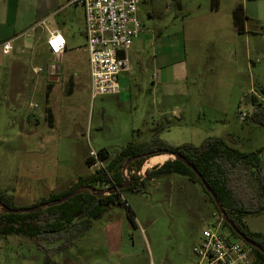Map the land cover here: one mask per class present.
Returning <instances> with one entry per match:
<instances>
[{
    "label": "rangeland",
    "instance_id": "rangeland-1",
    "mask_svg": "<svg viewBox=\"0 0 264 264\" xmlns=\"http://www.w3.org/2000/svg\"><path fill=\"white\" fill-rule=\"evenodd\" d=\"M239 5L244 32L234 21ZM44 17L43 29L18 40L25 50L0 83V193L16 208L46 202L67 191L78 175L96 169L85 161L89 146L97 151L106 147L113 158L129 142L154 137L197 146L208 137H221L240 151L258 150L259 167L251 166L244 185L260 195L264 125L253 116L264 106V0L141 2L137 17L143 40L131 49V70L121 75L122 92L95 97L84 60L83 7L60 0ZM47 29H59L68 42L59 62L65 68L55 87L59 89L53 112L46 98L56 80H50L46 69L54 58L37 38L42 31L46 36ZM163 65L172 66L176 79L158 83ZM63 88L79 89L65 95ZM152 88H169L162 104L153 101ZM174 88L189 90L181 95ZM108 162L102 160L98 167ZM154 166L158 164L142 167L141 176ZM103 187L96 185L110 188ZM260 200L264 206L263 195ZM223 220L199 182L173 173L145 179L139 192H121L120 199L92 218L91 227L81 230L64 251H56L64 238L44 241L41 247L21 234L0 235V264H45L44 247L50 264H198L194 248L209 224L221 222L229 234ZM244 220L251 231L264 232V209L245 214Z\"/></svg>",
    "mask_w": 264,
    "mask_h": 264
},
{
    "label": "trees",
    "instance_id": "trees-1",
    "mask_svg": "<svg viewBox=\"0 0 264 264\" xmlns=\"http://www.w3.org/2000/svg\"><path fill=\"white\" fill-rule=\"evenodd\" d=\"M244 10L241 5L234 10V21L237 29L243 31ZM49 89L47 93L49 94ZM255 121L264 125V106L255 110ZM178 152L185 156L201 173L217 195V201L205 190L199 176L185 163L178 159H167L163 164L154 166L145 172L144 177L138 174L145 161L157 154ZM259 151L243 152L230 146L221 137H208L201 145L183 143L179 145L169 144L158 137L149 141L129 142L121 148L118 154L109 158L110 151L106 148L98 150L99 159H108V164L96 169L87 176H80L78 180L65 192L52 195L44 201L61 198L62 196L76 192L57 205L46 206L36 212L6 213L0 206V235L21 234L37 240L38 246L43 247L44 241L55 242L64 238V242L56 247V251H64L78 237L79 232L91 227L92 218L103 215L114 202V198L120 199L121 192L128 190L139 192L145 184V179H154L161 176L178 173L188 176L193 181L199 182L204 191L209 195L219 213H225L237 227L249 238L259 243L264 248V232L251 231L244 220L245 214L258 213L264 209L260 195L264 196V185L259 182V196L254 190L245 187L251 166L259 167ZM138 156L128 165L129 185L125 189L117 191L113 195H97L93 191H99L97 184L115 188L124 183L123 165L131 157ZM86 161L90 166L95 160L89 155ZM260 178V177H259ZM258 178V179H259ZM0 200L5 205L16 208L5 195L0 193ZM80 214V216H78ZM135 224L134 218L129 215ZM223 224L228 228L229 235L244 242L253 252L256 264H264V251L250 246L238 236L224 219ZM45 250V264L51 263L49 249Z\"/></svg>",
    "mask_w": 264,
    "mask_h": 264
},
{
    "label": "built area",
    "instance_id": "built-area-1",
    "mask_svg": "<svg viewBox=\"0 0 264 264\" xmlns=\"http://www.w3.org/2000/svg\"><path fill=\"white\" fill-rule=\"evenodd\" d=\"M145 0H72L83 7L85 45L88 53L91 97L121 92L119 75L130 69L129 54L142 24L138 6ZM5 53L13 48L10 41L2 44ZM47 46L51 54L60 56L67 49V38L60 30L50 32ZM35 68V71H42ZM98 166V151L89 146V154ZM143 169L138 174L143 173ZM198 264H256L251 248L231 239L221 222L209 224L200 243L194 248Z\"/></svg>",
    "mask_w": 264,
    "mask_h": 264
},
{
    "label": "crops",
    "instance_id": "crops-1",
    "mask_svg": "<svg viewBox=\"0 0 264 264\" xmlns=\"http://www.w3.org/2000/svg\"><path fill=\"white\" fill-rule=\"evenodd\" d=\"M59 1L60 0H0V83L5 76H8L9 74L11 75L10 71L14 69V66L20 59L21 52L25 50L22 43L18 42V40L21 37H30V35H32L31 32L36 31L38 28L43 29V27L46 26L45 25L46 17L43 18V16H46L47 14H49V12L53 10V8L57 7ZM35 20H36V23H35ZM54 30H59V29H47L48 32L46 36L44 35L42 37L41 34L45 33L42 31L37 37L39 40L42 39L43 46H45L47 52L54 58V62L49 63L46 69V72L50 80L51 79L56 80L54 81L55 82L54 88L49 89V94L46 98V107H49L50 110H52V112L54 108L52 106V102L54 101L53 97L55 95V91L59 89L55 87L57 86V83L59 82L61 75L64 74V68H65V67H62L59 64V62L62 60V58L64 57V54L67 52V49H68V42H67V49L64 53H62L60 56H55L51 54L47 46V39L50 35V32ZM246 30L247 28L245 26L243 32ZM140 34H141V31L139 35L134 39L132 48L138 42L143 40V37ZM6 41H10V43L13 46L11 51L7 53L4 52L3 46H2V44ZM85 42H86V39H85ZM85 42L83 43V51L85 52L84 60H85L86 68H87L86 73L88 74V79H89L88 53L84 50ZM129 61H130V54H129ZM170 67L172 68L171 65H163L161 67L160 73L158 76L159 78L158 83H165V82H168V80L170 79L171 80L176 79L177 76L175 75L174 71L170 69ZM70 70L71 71H69L70 73L69 76H72L76 72V66ZM130 70H131V62H130V69L128 71L122 72L119 75L120 85H121V75H126L127 73L130 72ZM124 78L125 76H123V81H124ZM51 84L52 83H50L49 85ZM63 89L62 90L64 91L65 95H68L67 93L73 95L76 92V90H78L79 88H63ZM168 89L169 88H152L151 93L153 96V101H155L156 103H161L162 100H164V97H165L164 95ZM174 89H175V93L181 94V95L187 93L189 90V88H174ZM121 92L119 94H121ZM126 93H128V91H125V94ZM119 94H114V95H119ZM159 94H160V97H159ZM54 120L56 124L57 119L55 118ZM87 155H88V150H86L85 161H86ZM166 155H171V154H168V153L157 154V155L150 157V159L154 157H161V156H166ZM164 162L158 163V165H161ZM152 165H150V167H152ZM147 167L148 166H145L143 167V169H146ZM90 168L98 169L99 167L96 165H92L90 166ZM96 169L89 171V173H87L86 175L93 173ZM80 176L82 175H78L77 177H75V179L71 181V183L68 185L67 189L70 188L78 180Z\"/></svg>",
    "mask_w": 264,
    "mask_h": 264
},
{
    "label": "water",
    "instance_id": "water-1",
    "mask_svg": "<svg viewBox=\"0 0 264 264\" xmlns=\"http://www.w3.org/2000/svg\"><path fill=\"white\" fill-rule=\"evenodd\" d=\"M169 154H171L172 156L175 157V159H178V160L182 161L189 168H191L199 176L200 181L202 182L205 190L213 197V199L215 201H217V195L215 194V192L212 189V187L208 184V182L201 175V173L196 169V167L185 156H183L182 154H180L178 152H173V153H169ZM137 157L138 156L131 157L124 163L123 170H122L123 171V175L125 177L124 183L119 185V186H117V187H115V188H113L114 190H121V189L127 188V186L129 185V178L126 175L128 173L127 168H128L129 163L132 160H134L135 158H137ZM126 171H127V173H126ZM111 191H112V188H107V189L99 190V191L94 190L93 192L95 194H97V195H103V194L111 192ZM75 193L76 192H71V193H68V194L62 196L61 198L52 199L50 201H46V202H43V203H41L39 205H36V206H33V207H29V208H12V207H9V206L5 205L4 203H2L1 200H0V206L2 207L3 211L6 212V213L36 212V211H39V210H41L42 208H44L46 206L57 205V204H60V203H62L64 201H67L70 197L74 196ZM223 218L229 223V225L234 230V232L238 236H240L243 241H245L247 244H249L252 247H255V248L259 249V250H263L264 251V248L259 243H257L253 239L249 238L246 234H244L232 220L228 219V217H227V215L225 213H223Z\"/></svg>",
    "mask_w": 264,
    "mask_h": 264
},
{
    "label": "bare ground",
    "instance_id": "bare-ground-1",
    "mask_svg": "<svg viewBox=\"0 0 264 264\" xmlns=\"http://www.w3.org/2000/svg\"><path fill=\"white\" fill-rule=\"evenodd\" d=\"M169 156L171 157L172 155H166V156H161V157H154V158H151L149 159V161L146 163V166H150L152 164H155V163H161V162H164L165 160H167V158H169Z\"/></svg>",
    "mask_w": 264,
    "mask_h": 264
},
{
    "label": "flooded vegetation",
    "instance_id": "flooded-vegetation-1",
    "mask_svg": "<svg viewBox=\"0 0 264 264\" xmlns=\"http://www.w3.org/2000/svg\"><path fill=\"white\" fill-rule=\"evenodd\" d=\"M105 187H110L111 188V186L109 184H107V185L105 184L103 188H105ZM117 191H120V190H114L112 188V191L111 192L105 193L103 195H113V194L117 193ZM117 200H119V199L117 197H115L114 198V202L112 204H114Z\"/></svg>",
    "mask_w": 264,
    "mask_h": 264
}]
</instances>
